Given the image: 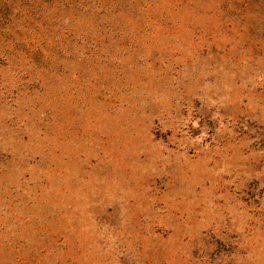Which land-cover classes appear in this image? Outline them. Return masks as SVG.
Segmentation results:
<instances>
[{"label":"rangeland","instance_id":"rangeland-1","mask_svg":"<svg viewBox=\"0 0 264 264\" xmlns=\"http://www.w3.org/2000/svg\"><path fill=\"white\" fill-rule=\"evenodd\" d=\"M0 264H264V0H0Z\"/></svg>","mask_w":264,"mask_h":264}]
</instances>
